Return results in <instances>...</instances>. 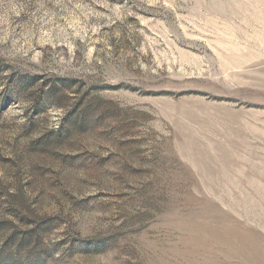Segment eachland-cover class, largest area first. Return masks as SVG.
I'll return each mask as SVG.
<instances>
[{
    "label": "rangeland",
    "instance_id": "1",
    "mask_svg": "<svg viewBox=\"0 0 264 264\" xmlns=\"http://www.w3.org/2000/svg\"><path fill=\"white\" fill-rule=\"evenodd\" d=\"M264 0H0V264H264Z\"/></svg>",
    "mask_w": 264,
    "mask_h": 264
},
{
    "label": "bare ground",
    "instance_id": "2",
    "mask_svg": "<svg viewBox=\"0 0 264 264\" xmlns=\"http://www.w3.org/2000/svg\"><path fill=\"white\" fill-rule=\"evenodd\" d=\"M264 262V261H263Z\"/></svg>",
    "mask_w": 264,
    "mask_h": 264
}]
</instances>
